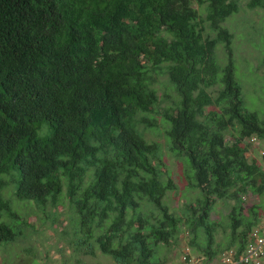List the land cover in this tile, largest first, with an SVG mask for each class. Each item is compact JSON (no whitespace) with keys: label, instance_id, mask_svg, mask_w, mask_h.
I'll use <instances>...</instances> for the list:
<instances>
[{"label":"trees","instance_id":"16d2710c","mask_svg":"<svg viewBox=\"0 0 264 264\" xmlns=\"http://www.w3.org/2000/svg\"><path fill=\"white\" fill-rule=\"evenodd\" d=\"M240 8V0H0V251L33 227L22 204L49 217L67 203L83 255L165 264L158 248L185 225L201 256L234 248L240 257L264 219L263 205L245 206L250 191L264 193V168L249 155L252 138L264 141V116L245 104L224 25ZM161 76L177 93L161 118L169 149L183 159L184 188L197 191L180 213L167 202L176 184L162 144L145 136L161 125ZM218 200L232 202L225 243L217 234L227 228L211 218Z\"/></svg>","mask_w":264,"mask_h":264},{"label":"rangeland","instance_id":"374dc122","mask_svg":"<svg viewBox=\"0 0 264 264\" xmlns=\"http://www.w3.org/2000/svg\"><path fill=\"white\" fill-rule=\"evenodd\" d=\"M249 0H240V11L232 15L225 22L234 34L233 48L235 58V76L240 82L243 91V97L246 106L250 110L258 111L264 116V8H250ZM197 8L198 3H195ZM201 10L202 16H206V12ZM205 35H214L210 29L208 22L206 23ZM219 58L222 62L226 60V53L219 45L217 48ZM160 94L162 100L156 107L159 114L156 118L161 124L160 127L147 130L145 136L150 141H159L162 144L164 153V167L166 177H171L176 184L174 190H170L167 196L168 204L173 210L180 213V209L187 202L195 201L197 191L193 189H185L187 180L184 176L183 159L169 149V144L165 135L164 125L161 123L162 112L165 108L174 105L177 93L169 85L167 76H161ZM218 86L211 89L214 93ZM166 94L170 97L167 98ZM144 126H141V129ZM249 155L259 160L264 168V141H253ZM169 171V172H168ZM168 172V173H167ZM6 193H10L7 190ZM253 204L264 206V193L255 194L251 191L245 196V206L250 207ZM232 210V202L218 200L211 213V218L223 223L227 228H220L217 239L219 242H226V231L228 229V214ZM49 217L39 211L34 204L20 206V213L28 216L33 227H28L27 238L20 239L17 242L3 244L0 251V264H81L83 261L87 264H115L114 260L109 256L97 250L96 255H83L77 252L74 239L77 234L74 232L71 224V211L67 203L60 205L57 209L48 208ZM264 215V207L262 208ZM54 213H59L60 220ZM1 221V220H0ZM190 234L187 226H182V231L175 243L170 246H160L158 254L165 264H186L184 256L187 249L190 248L191 254L201 256V253L193 248L190 241ZM203 241V236L200 238ZM97 247V244L95 243ZM80 260V262H79ZM215 264H220L219 260H215Z\"/></svg>","mask_w":264,"mask_h":264},{"label":"built area","instance_id":"2783aa9c","mask_svg":"<svg viewBox=\"0 0 264 264\" xmlns=\"http://www.w3.org/2000/svg\"><path fill=\"white\" fill-rule=\"evenodd\" d=\"M251 141H256V138ZM188 252L189 249L184 256L186 264H215V260H219L220 264H264V219L252 231L250 241L240 257L234 248L224 251L214 260L204 256H189Z\"/></svg>","mask_w":264,"mask_h":264}]
</instances>
